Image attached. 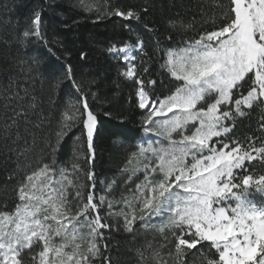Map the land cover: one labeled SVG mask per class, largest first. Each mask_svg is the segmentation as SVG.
Listing matches in <instances>:
<instances>
[{"label":"snow or ice","instance_id":"obj_1","mask_svg":"<svg viewBox=\"0 0 264 264\" xmlns=\"http://www.w3.org/2000/svg\"><path fill=\"white\" fill-rule=\"evenodd\" d=\"M81 2L86 11L92 10ZM108 5V9H97L98 19L99 14L141 19L140 12L120 9L111 0ZM142 11L147 13L148 8ZM223 17L218 27L186 41L185 47L166 51L161 67L180 82L167 95L156 96L157 81L143 77L146 63L141 61L139 71L132 63L136 60L133 51L147 55L143 41L108 49L123 54L127 62L121 75L136 85L142 131L168 141L158 147L140 144L138 152L132 153L137 162L147 153L155 159L145 165L143 180L127 190L131 198L122 196L116 202L125 207L115 215L122 217L123 229L129 233L134 232L137 220L164 217L174 238V261L181 260L185 248L206 242L214 250L205 257L206 264H264V172L255 176L252 163L264 164V142L257 147L255 137L236 135L239 118L248 115L246 110L264 105V0H229ZM169 27L192 25L171 20ZM22 35L45 39L39 12ZM66 78L79 93V106L62 121L57 144L66 130L82 126L85 160L89 161V154L94 156L98 117L70 67ZM26 117L22 106L13 108L8 129ZM260 127L264 129V123ZM130 132L116 126L110 135L135 139L136 134ZM80 173L86 177L84 184L79 182ZM153 174L156 179H150ZM94 190L95 173L75 162L71 174L55 160L25 173L15 189L19 203L13 211H0V264H96L104 256L102 249H107L101 241L107 239L104 230L112 228L114 205L103 195L97 202ZM105 204L109 211L103 215ZM68 248L71 251H65ZM154 255L159 257L158 252Z\"/></svg>","mask_w":264,"mask_h":264},{"label":"trees","instance_id":"obj_2","mask_svg":"<svg viewBox=\"0 0 264 264\" xmlns=\"http://www.w3.org/2000/svg\"><path fill=\"white\" fill-rule=\"evenodd\" d=\"M83 3L92 10L86 11L81 0H0V211H13L19 203L15 189L20 177L53 160L67 167L70 174L74 162L93 171L97 202L103 195L113 201L114 212L124 208L116 202L128 195L127 183L133 186L144 177L143 168L135 169L138 163L132 160V153L138 152L145 133L141 129L142 110L136 105V85L121 75L126 67L108 49L143 41L147 55L137 54L133 64L139 71L141 61L146 63L148 71L143 77L157 81L156 96L167 95L180 82L161 67L166 51L179 50L186 41L218 27L229 0H111L120 9L140 12L139 21L103 14L98 19L97 9H108V0ZM144 7L147 13L142 11ZM37 12L41 14L43 41L22 35L32 27ZM171 20H182L192 27L173 29L169 27ZM69 67L75 81L88 93L90 108L98 117L94 156L89 154V161L85 160L82 126L66 130L57 144L62 121L79 106V93L66 78ZM21 106L26 119L8 129L13 108ZM246 111L248 115L239 118L236 135L241 139L255 137L259 147L264 142L260 127L264 105ZM116 126L130 129L136 138H113L110 132ZM252 163L255 176L264 172L259 160ZM79 182H86L83 173ZM102 214H107L106 204ZM110 222L111 230H104L107 239L101 241L107 249H102L104 256L96 264H108V260L111 264H160L161 260L167 264H206L205 257L214 251L201 242L196 248H185L181 260L174 261V238L160 217L137 220L132 233L123 229L122 217L115 213Z\"/></svg>","mask_w":264,"mask_h":264},{"label":"rangeland","instance_id":"obj_3","mask_svg":"<svg viewBox=\"0 0 264 264\" xmlns=\"http://www.w3.org/2000/svg\"><path fill=\"white\" fill-rule=\"evenodd\" d=\"M110 54L112 56H114V57L119 58L123 62V64L125 65V67H127V62L126 61H123V59H122L123 54H119V55H117L116 53H110ZM137 54L138 53L136 51H133V55L136 56ZM133 62L134 61H132V63ZM129 80H131V79H129ZM169 115H171V113ZM157 119H162V118H157ZM173 135L175 136V134H173ZM140 144H144V146H147L148 144H152L154 147H158L160 145L166 146L168 144V141L162 135L161 136H158V135H155L154 133H148V134H145L144 135L143 141ZM154 159H155V157L151 153H147L145 157H139L138 158L139 162H137L138 165L135 167V169L136 170H142V168H143L144 170L142 171L143 172L142 174L144 175V173H145V165H149L150 166L152 160H154ZM149 170H150V168H149ZM156 178H157V175L156 174H153L152 176H150V179H156ZM130 186H131V184L127 183V186H126L127 189H125V190L127 191L128 189H134L135 188V184L133 186H131V187ZM124 196H128L129 198H131L132 193L128 191V195L125 194ZM115 209L116 208L113 207L111 209V211L113 213H116V212H114ZM108 211H109V209L107 208V212ZM160 219H162V221H166V219L164 217H160ZM83 231L86 232L87 229H84ZM56 240L59 241L60 238L57 237ZM79 242L82 244V247H86V243H85L84 240H80ZM65 251H71V249L68 248V249H65Z\"/></svg>","mask_w":264,"mask_h":264}]
</instances>
